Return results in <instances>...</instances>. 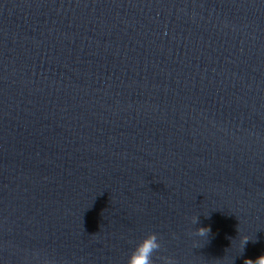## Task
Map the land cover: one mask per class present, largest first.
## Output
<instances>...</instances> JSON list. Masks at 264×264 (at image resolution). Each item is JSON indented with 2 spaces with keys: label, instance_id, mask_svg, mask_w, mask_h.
<instances>
[{
  "label": "water",
  "instance_id": "water-1",
  "mask_svg": "<svg viewBox=\"0 0 264 264\" xmlns=\"http://www.w3.org/2000/svg\"><path fill=\"white\" fill-rule=\"evenodd\" d=\"M151 232L156 264L264 255V0H0V264Z\"/></svg>",
  "mask_w": 264,
  "mask_h": 264
},
{
  "label": "clouds",
  "instance_id": "clouds-1",
  "mask_svg": "<svg viewBox=\"0 0 264 264\" xmlns=\"http://www.w3.org/2000/svg\"><path fill=\"white\" fill-rule=\"evenodd\" d=\"M193 223H198V217L193 218ZM210 232L209 228L201 227L196 229L194 235L207 238ZM248 239H244L243 244H246ZM162 244L157 233L151 232L147 234L132 250L127 259V264H156L157 254L160 252ZM159 259L163 264H177L173 257L160 256ZM245 264H264V255L255 260H247Z\"/></svg>",
  "mask_w": 264,
  "mask_h": 264
}]
</instances>
